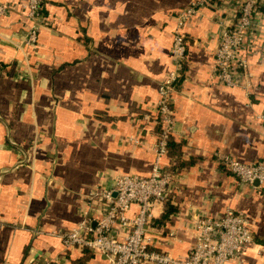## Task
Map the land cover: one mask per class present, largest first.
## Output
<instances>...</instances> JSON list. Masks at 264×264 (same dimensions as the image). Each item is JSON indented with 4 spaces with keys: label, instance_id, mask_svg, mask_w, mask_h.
<instances>
[{
    "label": "crops",
    "instance_id": "crops-1",
    "mask_svg": "<svg viewBox=\"0 0 264 264\" xmlns=\"http://www.w3.org/2000/svg\"><path fill=\"white\" fill-rule=\"evenodd\" d=\"M190 1L43 0L27 46L25 0H0L8 5L0 15V264H78L82 248H65L57 234L89 209L101 217L94 192L113 189L117 176L150 174L156 131L143 115L153 114L175 66L174 16ZM239 1L210 0L184 25V74L172 102L183 159L173 173L177 210L166 229L150 231L157 249L182 257L190 221L230 208L249 217L253 235L230 264H264V181L241 183L220 163L264 162V0L242 47L250 92L213 75L220 29ZM93 253L86 264H108Z\"/></svg>",
    "mask_w": 264,
    "mask_h": 264
},
{
    "label": "built area",
    "instance_id": "built-area-1",
    "mask_svg": "<svg viewBox=\"0 0 264 264\" xmlns=\"http://www.w3.org/2000/svg\"><path fill=\"white\" fill-rule=\"evenodd\" d=\"M260 1H239L233 17L222 24L213 52V75L216 79L227 87H241L246 93L251 89L252 73L242 47L252 28ZM42 2L25 0L23 5L28 20L23 42L27 46L37 40L38 29L43 21ZM209 2L191 0L174 16L170 54L175 66L159 84V97L153 107V114L159 116L161 130L152 146L154 156L150 174H122L116 177L113 189L94 192L104 207L103 214L99 218H92L90 209L84 211L82 219L75 226L58 233L65 248L85 247L92 252L102 253L108 264H230L252 242L249 217L230 208L221 214L200 212L190 221L188 229L192 234V242L182 257L157 249L150 231L155 211L163 207L169 193L174 190V170L164 168L161 160L166 155V139L174 121L171 107L174 84L186 58L184 25ZM7 10L8 5L0 3V15ZM143 119L151 121L152 116L145 114ZM257 119L264 134V108ZM220 163L241 183L252 184L257 181L261 184L264 181L262 160L244 163L224 157ZM115 227L118 229L115 230ZM169 234L174 237L175 232L170 230Z\"/></svg>",
    "mask_w": 264,
    "mask_h": 264
},
{
    "label": "trees",
    "instance_id": "trees-1",
    "mask_svg": "<svg viewBox=\"0 0 264 264\" xmlns=\"http://www.w3.org/2000/svg\"><path fill=\"white\" fill-rule=\"evenodd\" d=\"M43 7V5H42ZM183 74H184V70L183 68H181V73L180 76L178 77L177 81L174 84V89L175 91L178 89L180 83L183 80ZM172 107V105H171ZM152 119L154 121V130L156 131V136H158L160 130H161V125H160V121H159V116L155 114H152ZM181 152H182V142L181 141H176V139H174L172 133L168 134L167 139H166V156H167V162L164 165V167L166 169H170V170H174L179 162L183 163V159L181 158ZM174 172V171H173ZM172 197H173V193H169L167 199L164 201L163 203V210L160 213V215L157 218H154L152 221V226L155 228H165L166 223L169 222L170 217L172 216V214H174V212H176L177 207L176 205L172 202ZM94 256V253L92 251H90L87 248H82V253L80 255V257H78L75 261L78 264H86L87 261L89 259H91Z\"/></svg>",
    "mask_w": 264,
    "mask_h": 264
},
{
    "label": "water",
    "instance_id": "water-1",
    "mask_svg": "<svg viewBox=\"0 0 264 264\" xmlns=\"http://www.w3.org/2000/svg\"><path fill=\"white\" fill-rule=\"evenodd\" d=\"M252 185H258V182L255 181V182L252 183ZM93 224H94V223H93Z\"/></svg>",
    "mask_w": 264,
    "mask_h": 264
}]
</instances>
